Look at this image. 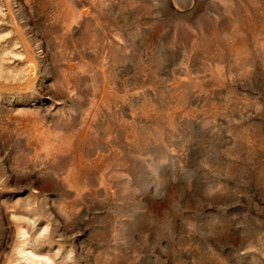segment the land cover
<instances>
[{
  "label": "rangeland",
  "instance_id": "374dc122",
  "mask_svg": "<svg viewBox=\"0 0 264 264\" xmlns=\"http://www.w3.org/2000/svg\"><path fill=\"white\" fill-rule=\"evenodd\" d=\"M0 264H264V0H0Z\"/></svg>",
  "mask_w": 264,
  "mask_h": 264
}]
</instances>
